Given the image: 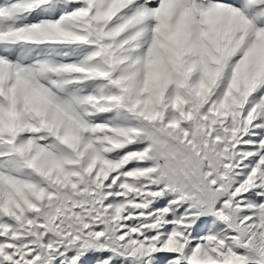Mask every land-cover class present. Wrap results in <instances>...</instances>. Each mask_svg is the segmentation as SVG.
I'll return each mask as SVG.
<instances>
[{"label":"snow or ice","instance_id":"obj_1","mask_svg":"<svg viewBox=\"0 0 264 264\" xmlns=\"http://www.w3.org/2000/svg\"><path fill=\"white\" fill-rule=\"evenodd\" d=\"M0 264H264V0H0Z\"/></svg>","mask_w":264,"mask_h":264}]
</instances>
